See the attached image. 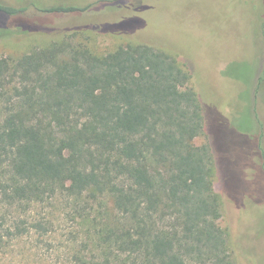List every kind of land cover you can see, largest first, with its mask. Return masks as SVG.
<instances>
[{
  "label": "trees",
  "instance_id": "obj_1",
  "mask_svg": "<svg viewBox=\"0 0 264 264\" xmlns=\"http://www.w3.org/2000/svg\"><path fill=\"white\" fill-rule=\"evenodd\" d=\"M20 12L0 4V14ZM144 26L129 18L100 31ZM243 70L225 74L246 81L251 69ZM191 79L178 58L146 44L100 56L54 43L16 64L0 57L7 105L0 116V206L29 209L59 193L109 196L118 224L101 236L102 249L142 264H236L214 180L240 208L254 199L257 183L247 172L255 167L234 157L229 143L258 158L264 174V124L257 108L256 120L250 114L229 122L201 101ZM3 232L14 237L0 221V244ZM77 262L113 264L109 256Z\"/></svg>",
  "mask_w": 264,
  "mask_h": 264
},
{
  "label": "rangeland",
  "instance_id": "obj_2",
  "mask_svg": "<svg viewBox=\"0 0 264 264\" xmlns=\"http://www.w3.org/2000/svg\"><path fill=\"white\" fill-rule=\"evenodd\" d=\"M0 4L21 10L14 16L0 14V57L11 64L54 43L100 56L121 46L146 44L188 66L190 85L201 101L229 122L250 115L254 107L251 94L264 69V0H0ZM59 7L77 10L48 11ZM129 18H140L145 26L133 33L100 31ZM243 69H251L247 78L245 73L246 81L225 74L246 72ZM6 106L0 98V116ZM203 142L196 140L197 145ZM229 145L234 157L255 167L247 174L257 185L250 184L254 199L240 208L221 194L218 177L214 180L223 201L220 225L229 230L236 264H264V202L254 201L264 199V174L258 170V158L241 152V146ZM88 195L75 200L59 193L29 209L0 206V221L14 233L9 238L3 232L7 237L0 244V264H78V259L91 262L107 256L113 264H142L127 253L100 247L101 236L116 227L118 215L109 196L90 200Z\"/></svg>",
  "mask_w": 264,
  "mask_h": 264
},
{
  "label": "flooded vegetation",
  "instance_id": "obj_3",
  "mask_svg": "<svg viewBox=\"0 0 264 264\" xmlns=\"http://www.w3.org/2000/svg\"><path fill=\"white\" fill-rule=\"evenodd\" d=\"M251 95H252L251 96L252 97V105H254V107L250 111L252 119L256 120L255 109L257 108V110L259 109V111L261 112V116H262V117H260L261 118L260 123L264 124V81L258 80V82H257L255 88L253 89V92ZM258 129L260 131V127H258ZM263 131H264V128H263Z\"/></svg>",
  "mask_w": 264,
  "mask_h": 264
}]
</instances>
